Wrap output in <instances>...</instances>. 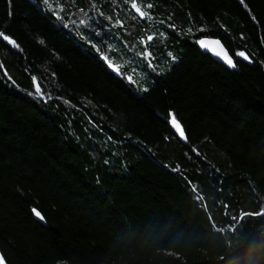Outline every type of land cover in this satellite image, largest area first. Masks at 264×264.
Wrapping results in <instances>:
<instances>
[{"label":"trees","instance_id":"1","mask_svg":"<svg viewBox=\"0 0 264 264\" xmlns=\"http://www.w3.org/2000/svg\"><path fill=\"white\" fill-rule=\"evenodd\" d=\"M0 32L16 41L0 38L6 264H264V0H0ZM129 45L132 67L150 51L163 76L146 115L147 83L106 65Z\"/></svg>","mask_w":264,"mask_h":264},{"label":"bare ground","instance_id":"2","mask_svg":"<svg viewBox=\"0 0 264 264\" xmlns=\"http://www.w3.org/2000/svg\"><path fill=\"white\" fill-rule=\"evenodd\" d=\"M88 1L91 4V2H93L94 0H88ZM91 24L93 27L96 26V29H98L99 31H102L103 33L109 34L107 27L103 26L102 24L94 23V22H91ZM201 39H204L205 41L208 42L207 47H204L199 43V41ZM201 39H198V41H197V46H198L199 51L202 53V55L208 56L212 60L217 62V60H215V59H217L218 57L221 58V52L218 50L212 49L214 46L213 42L219 41L222 45H223V43L220 40L215 39L214 37H203ZM201 46L206 51H204ZM226 51L229 53V51L227 49H226ZM126 52L128 53L126 56L120 55L118 52L115 54L111 52V54H112L111 58L106 60V65L109 67V69H111V71L114 73V75L118 79H120L122 77V78H125L128 83H130V82H132V74H133L135 76H139L140 78H142L147 83V89L141 90L140 92L137 91V93L134 97V101L139 102V105H136V108L138 109V111L140 113H142L143 115L149 114L152 110L149 109V107L144 104L143 99L147 98L148 96H152V97L154 96V99H157L164 92L163 87L161 86V83L163 81V76L161 75V72L159 70H157L155 67V62H157V57L155 56V54L153 55V54H151L150 51H148V53H150V55H149L150 57L146 58V59L139 58L138 63H137L138 66H136V68H134V67H132V47L130 45L127 46ZM229 55L231 56L230 53H229ZM139 56H140V54H139ZM231 58L234 60V63H235V59L232 56H231ZM118 62H122L123 67H120L118 64H116ZM232 69H234V67ZM37 85H39V84H37V82L35 81V83H34L35 91H36ZM36 93H37V91H36ZM133 93H134V91H133L132 86H131L130 88L125 89V91L123 92V95L126 98H130L132 100V94ZM41 94H42V91L40 89L39 95H41ZM121 99L123 101H126V103H128L127 99L122 98V97H121ZM153 108H157L162 114H165V112L162 110V108L160 106H158V104L154 103L152 109ZM153 110H155V109H153ZM168 124H169L170 130L174 134V136L179 141L186 142V139L180 138L178 136V133L170 125V115H169V119H168ZM72 176L75 177L74 174H72ZM33 216H34V219L36 220L37 223H40L41 225H45L44 219L41 220L40 218L36 217L34 215V213H33ZM246 240H253V237L247 236ZM247 246L248 247H246L244 249V252L250 251L252 249V247L254 248L255 242H249V245H247ZM257 248H258V252L261 255H264V244L259 243L257 245ZM225 264H227V262Z\"/></svg>","mask_w":264,"mask_h":264},{"label":"snow or ice","instance_id":"3","mask_svg":"<svg viewBox=\"0 0 264 264\" xmlns=\"http://www.w3.org/2000/svg\"><path fill=\"white\" fill-rule=\"evenodd\" d=\"M47 2H48V0H45V3H47ZM53 2H56V0H53ZM131 7H132V9L135 10V12L139 15V17L146 18L148 16V13L146 11L142 10L141 7L138 6V4L136 2H133L131 4ZM147 7L151 8L152 5H147ZM56 11L60 12V11H62V9H57ZM81 11H83V10H81ZM84 14L87 15V13H84ZM71 23H76V21L71 20ZM79 23L84 24L85 20H80ZM118 23H120V22L118 21ZM65 26H67V25H65ZM0 38H2L4 41L9 43L10 45H13V46L16 45V41L11 39L9 36L4 35L3 32H0ZM148 39L151 40L152 37L149 36ZM41 43H43V42L41 41ZM199 43L204 47L208 46V42L205 41L204 39H201L199 41ZM213 43H215L217 45L220 44L219 41H214ZM149 55H150V53H145L146 57ZM236 55L238 57L243 58L246 61L251 62L249 55L246 54V52H244V51L238 52V53H236ZM222 59L229 67H235L234 60L227 54V52L222 53ZM36 91L38 94L40 93V89H39L38 85H37ZM170 125L178 133V136L180 138L186 139L184 128L182 127L181 123L178 121V119L174 113H170ZM32 211L36 217L40 218L41 220L44 219V217L42 216L40 211L36 210L35 208ZM0 264H6V259H5V256L3 254H0Z\"/></svg>","mask_w":264,"mask_h":264},{"label":"water","instance_id":"4","mask_svg":"<svg viewBox=\"0 0 264 264\" xmlns=\"http://www.w3.org/2000/svg\"><path fill=\"white\" fill-rule=\"evenodd\" d=\"M202 47V46H201ZM203 48V47H202ZM212 49H214V50H218V51H220L221 52V58L220 57H218L217 59H215V60H217V62H220V63H222L227 69H232L233 67H229L224 61H223V59H222V53L223 52H227L226 51V49L224 48V46L220 43L219 45H217V44H215L214 43V46H213V48ZM203 50H204V48H203ZM204 51H206V50H204ZM227 54L229 55V53L227 52ZM230 56V55H229ZM231 57V56H230Z\"/></svg>","mask_w":264,"mask_h":264},{"label":"rangeland","instance_id":"5","mask_svg":"<svg viewBox=\"0 0 264 264\" xmlns=\"http://www.w3.org/2000/svg\"><path fill=\"white\" fill-rule=\"evenodd\" d=\"M214 61V60H213ZM217 63H219V64H221V65H223L222 63H220V62H217ZM224 66V65H223ZM228 70H233V69H228Z\"/></svg>","mask_w":264,"mask_h":264}]
</instances>
